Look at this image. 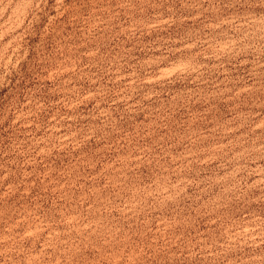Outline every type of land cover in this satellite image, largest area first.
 <instances>
[{"label":"rangeland","instance_id":"obj_1","mask_svg":"<svg viewBox=\"0 0 264 264\" xmlns=\"http://www.w3.org/2000/svg\"><path fill=\"white\" fill-rule=\"evenodd\" d=\"M0 264H264V0H0Z\"/></svg>","mask_w":264,"mask_h":264}]
</instances>
